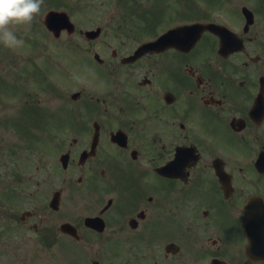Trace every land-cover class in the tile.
I'll return each instance as SVG.
<instances>
[{
    "label": "flooded vegetation",
    "instance_id": "1",
    "mask_svg": "<svg viewBox=\"0 0 264 264\" xmlns=\"http://www.w3.org/2000/svg\"><path fill=\"white\" fill-rule=\"evenodd\" d=\"M198 1L188 14L186 0H88L90 29L72 17L59 36L41 6L24 25L26 64L53 95L61 43L85 44L70 64L91 70L75 80L70 124L48 127L62 176L22 179L48 195L22 218L38 244H99L92 264H264L246 236L264 212V0ZM198 23L230 33L206 31L191 48L182 34L128 61Z\"/></svg>",
    "mask_w": 264,
    "mask_h": 264
},
{
    "label": "rangeland",
    "instance_id": "2",
    "mask_svg": "<svg viewBox=\"0 0 264 264\" xmlns=\"http://www.w3.org/2000/svg\"><path fill=\"white\" fill-rule=\"evenodd\" d=\"M194 2L201 4L198 0H186L188 7L185 13L193 14L195 9L190 5ZM74 3V0L71 1ZM77 5H80L79 0L76 2ZM74 8H76L74 6ZM73 13L76 14V10H73ZM81 15V13L79 12ZM89 15L85 14V18H82V21L87 20L84 24L77 21L79 27L87 25L90 27L93 23L92 19L88 18ZM172 16H176L174 12L169 13L163 18V21H169L173 19ZM80 18V16H78ZM20 28H15V32L20 35ZM21 39V36H17ZM22 40V39H21ZM23 41V40H22ZM23 45V43H22ZM9 49L6 48L2 43H0V199H4L6 192V186H12V189L21 190L22 182L20 181L21 177L26 178L31 177L34 181H37L40 178V174H57L62 176V171L60 174L56 171L54 160L55 155L54 151L49 146L50 140L48 139V148H46L45 140L47 135L43 133V144L39 146L37 140L33 141L32 137H36V132L38 128H42L44 125V120L46 116H49L48 113L52 115L58 114V109L64 107V103L67 101L63 100L65 97H69L75 82V78L78 76H71L72 70L69 67L70 55L74 56L72 53L73 50L63 49L64 52H60L58 62L59 67V76L62 80L61 84L58 82L57 86H61V99L58 101H47L44 109L48 111L37 109L34 111L32 109L26 110L28 105L25 103L24 99L20 101L21 89L17 86L20 81L21 71L25 67L23 66V55L20 56V48ZM63 46V45H62ZM22 61V62H21ZM18 63V64H17ZM17 64V65H16ZM58 65L56 68L58 69ZM26 68V67H25ZM47 68H49L47 66ZM75 73L76 70L81 77H87L90 75L91 70L86 64L73 67ZM28 72L29 69L27 68ZM57 71V70H56ZM46 75V74H45ZM28 76V75H27ZM47 76V75H46ZM23 77L21 78V80ZM79 79V78H77ZM76 79V80H77ZM26 80V79H25ZM28 80V79H27ZM26 80V81H27ZM72 80H74L72 82ZM32 81V80H31ZM23 81H21L22 83ZM33 82V81H32ZM30 83V89L34 90ZM34 85V83H33ZM39 86L35 85L37 89ZM27 88V83L24 84V89ZM29 89V91H31ZM13 91V92H12ZM17 91V92H16ZM13 94H19L12 98ZM24 98L26 97V92ZM23 98V95H22ZM48 98V97H46ZM57 105H56V104ZM53 107H52V106ZM33 106H38V101L33 104ZM60 116V115H59ZM62 117V116H61ZM68 115L62 117V123L60 117L50 118L49 124L53 125L57 121L56 125H62L63 122L67 123L69 120ZM45 125V127L48 125ZM31 130V132H30ZM27 131V132H26ZM37 138L41 141V138ZM31 137V138H30ZM47 158L49 160H47ZM39 176V177H38ZM62 180V179H61ZM27 190H36V197H33L27 200V195L17 194L16 198L19 196L16 204H13L11 209L18 210L19 215L23 213L24 210L35 209V201L37 202L36 206H39L41 210H44L46 202L48 200V195L43 194L40 191V186L29 185ZM39 192V193H38ZM21 198H23L24 205L21 203ZM1 206V203H0ZM20 206V207H17ZM35 206V207H36ZM3 224L0 222V233L3 232ZM32 229V228H31ZM14 244V245H13ZM18 244V245H17ZM13 245V246H12ZM102 250L101 245L95 244L93 246H75L71 243L69 239H61L58 244L48 246L41 245L36 242L35 232L30 229H24L20 233H13V236H7L6 239L1 240L0 242V264H91L90 260L94 254H100ZM73 255V256H72Z\"/></svg>",
    "mask_w": 264,
    "mask_h": 264
},
{
    "label": "clouds",
    "instance_id": "3",
    "mask_svg": "<svg viewBox=\"0 0 264 264\" xmlns=\"http://www.w3.org/2000/svg\"><path fill=\"white\" fill-rule=\"evenodd\" d=\"M42 3L43 0H0V43L9 49L21 46L23 41L15 28L30 25Z\"/></svg>",
    "mask_w": 264,
    "mask_h": 264
},
{
    "label": "water",
    "instance_id": "4",
    "mask_svg": "<svg viewBox=\"0 0 264 264\" xmlns=\"http://www.w3.org/2000/svg\"><path fill=\"white\" fill-rule=\"evenodd\" d=\"M60 16L62 17V19L67 20V19H65V17L63 15H60Z\"/></svg>",
    "mask_w": 264,
    "mask_h": 264
}]
</instances>
